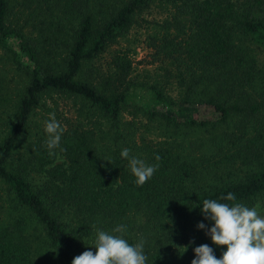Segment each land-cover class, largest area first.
<instances>
[{"label":"trees","instance_id":"trees-1","mask_svg":"<svg viewBox=\"0 0 264 264\" xmlns=\"http://www.w3.org/2000/svg\"><path fill=\"white\" fill-rule=\"evenodd\" d=\"M155 2L169 10L146 45L166 76L145 86L129 51L111 47ZM52 92L75 104L55 113L66 131L54 155L49 114L34 118ZM201 105L215 119L197 116ZM0 109V183L15 203V221L0 219V264H36L38 234L56 264H71L95 253L97 230L121 235L119 225L130 244L143 240L146 264H191L201 244L220 258L226 246L196 227L214 223L203 201L251 208L264 195V0H0ZM124 148L159 164L143 185Z\"/></svg>","mask_w":264,"mask_h":264},{"label":"clouds","instance_id":"clouds-1","mask_svg":"<svg viewBox=\"0 0 264 264\" xmlns=\"http://www.w3.org/2000/svg\"><path fill=\"white\" fill-rule=\"evenodd\" d=\"M49 117L45 121L44 130L48 134L45 143L50 150L49 154L54 155L51 150L60 146L61 136L66 129L56 120L54 113H49ZM120 155L129 161L131 173L136 177L138 185L147 182L159 167V164L150 165L143 159L131 156L128 148L122 149ZM160 159L159 155L155 156V160ZM223 199L235 201L236 198L233 193H228ZM258 208L259 205L249 208L238 202L229 205L205 199L201 212L205 219L214 223L208 228L205 223L198 222L196 227L205 230V234L210 236L215 245L226 246V251L217 258L212 247L201 244L193 249L195 258L191 264H264V217L259 215ZM125 231V225L113 229L114 233L121 235L97 230L95 253L85 250L75 256L71 264H146L143 240L132 245L123 238Z\"/></svg>","mask_w":264,"mask_h":264},{"label":"rangeland","instance_id":"rangeland-1","mask_svg":"<svg viewBox=\"0 0 264 264\" xmlns=\"http://www.w3.org/2000/svg\"><path fill=\"white\" fill-rule=\"evenodd\" d=\"M169 7L160 2H155L152 4L149 9L143 11L140 15L137 16L136 22L133 24L132 28L128 31L126 37L121 39L119 42L114 44L111 49L117 52L121 51H129V55L132 57V66L133 71L132 75L135 76L138 82H142L145 86H149L157 80H163L166 76L165 72L158 63H154L152 61V57L150 54V49L147 47V35L152 32L157 25L158 21L163 20L168 14ZM111 56L110 53H105L100 60L104 67L107 66L108 62H110ZM3 76L5 84L10 88L13 96H16L19 89V75L17 74V70L11 65L3 66ZM167 91L170 92L173 96H177L178 88L175 86L174 82L167 85ZM47 106L50 107V110H38V113L34 118H39V116L46 113H59L60 115L64 114L70 116L73 114V110L75 109V104L72 98L59 93L52 92L51 95H47ZM6 112L8 109L5 110ZM4 109H0V116L5 117L6 114ZM197 116L201 118L215 119L216 113L209 106H199L197 111ZM131 117L126 115V112L123 113V120H129ZM0 123V133L3 127ZM203 131V130H202ZM190 133V132H188ZM199 132L192 133L190 136L197 134ZM143 134L147 138H155L156 135L160 134V130L151 128L149 131H144ZM205 135V132L203 131ZM189 136V138H191ZM163 136H159L161 138ZM194 137V136H193ZM183 139V136H182ZM25 143V139L20 141L19 150H22L23 145ZM259 205L258 213L262 217H264V195L262 198L258 199L254 204V207ZM14 207L15 203L7 195L5 186L0 183V219L4 223L15 221L14 215ZM37 245L35 246L34 251V260L36 264H56V260H52L51 254L47 251L46 246L41 242L42 239L40 234L36 237ZM51 256V257H50Z\"/></svg>","mask_w":264,"mask_h":264}]
</instances>
